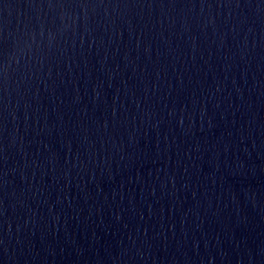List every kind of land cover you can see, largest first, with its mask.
<instances>
[{
  "label": "water",
  "instance_id": "1",
  "mask_svg": "<svg viewBox=\"0 0 264 264\" xmlns=\"http://www.w3.org/2000/svg\"><path fill=\"white\" fill-rule=\"evenodd\" d=\"M0 264H264V0H0Z\"/></svg>",
  "mask_w": 264,
  "mask_h": 264
}]
</instances>
